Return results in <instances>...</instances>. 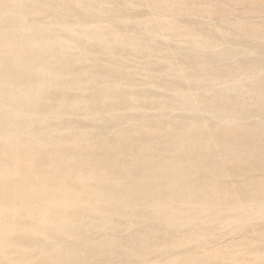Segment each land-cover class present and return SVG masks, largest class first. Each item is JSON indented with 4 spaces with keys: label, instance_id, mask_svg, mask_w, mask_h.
<instances>
[{
    "label": "rangeland",
    "instance_id": "374dc122",
    "mask_svg": "<svg viewBox=\"0 0 264 264\" xmlns=\"http://www.w3.org/2000/svg\"><path fill=\"white\" fill-rule=\"evenodd\" d=\"M1 2L0 264H264V0Z\"/></svg>",
    "mask_w": 264,
    "mask_h": 264
},
{
    "label": "bare ground",
    "instance_id": "6f19581e",
    "mask_svg": "<svg viewBox=\"0 0 264 264\" xmlns=\"http://www.w3.org/2000/svg\"><path fill=\"white\" fill-rule=\"evenodd\" d=\"M2 0H0V5L2 4V2H1ZM5 1V0H4ZM12 6H14V7H16L17 5L15 4V3H12ZM2 88H0V94L2 93ZM3 135V134H2ZM15 154H18L17 152H9L8 153V155H9V158L8 159H6V157H2L1 156V158H0V175L1 174H3L4 175V172L5 171H7L10 167H14V169L16 168H18V166H19V162H17V161H15V159L17 158L16 156L17 155H15ZM7 155V156H8ZM23 163V162H22ZM25 164V163H24ZM19 168H20V166H19ZM15 169V170H16ZM8 172H9V170H8ZM6 173V172H5ZM7 174V173H6ZM2 176H0V178H1ZM19 204H21L20 202H19ZM11 206H13V205H11ZM19 207V206H18ZM18 207H17V209H18ZM8 208V207H7ZM11 208V207H10ZM5 208H4V206L3 207H1L0 206V211L1 210H4ZM12 210V209H11ZM6 211V210H5ZM10 211V210H9ZM9 224V223H8ZM7 224V225H8Z\"/></svg>",
    "mask_w": 264,
    "mask_h": 264
}]
</instances>
